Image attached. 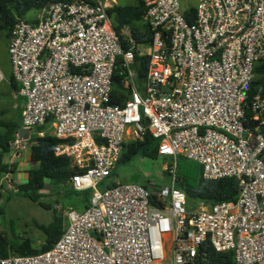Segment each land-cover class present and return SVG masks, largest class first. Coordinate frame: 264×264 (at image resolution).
Returning <instances> with one entry per match:
<instances>
[{
  "label": "built area",
  "instance_id": "2783aa9c",
  "mask_svg": "<svg viewBox=\"0 0 264 264\" xmlns=\"http://www.w3.org/2000/svg\"><path fill=\"white\" fill-rule=\"evenodd\" d=\"M141 1L150 40L139 86L141 46L128 25L115 31L102 0L51 2L36 23L13 25L7 50L24 107L8 150L0 146V185L10 186L35 128L60 141L54 154L76 169L71 187L91 194L82 211L55 204L67 226L50 249L0 264H199L205 242L235 264H264V0H199L193 12L179 0ZM118 58L127 98L113 104ZM146 132L159 156L199 163L203 179L235 178L236 199L188 208L175 171L156 190L105 184L123 145Z\"/></svg>",
  "mask_w": 264,
  "mask_h": 264
},
{
  "label": "trees",
  "instance_id": "16d2710c",
  "mask_svg": "<svg viewBox=\"0 0 264 264\" xmlns=\"http://www.w3.org/2000/svg\"><path fill=\"white\" fill-rule=\"evenodd\" d=\"M55 1L69 0H0V31H5V35L8 38L15 22L20 19L25 20L24 16L29 10L34 9L41 11L42 8ZM190 11L193 12V8H191ZM107 13L117 33H119L125 25H128L130 34L136 40V46L148 44L150 40L149 31L140 24L144 15V6L141 0H138L134 5H113L107 8ZM185 16L188 18V12L185 13ZM141 27H143V31L139 30ZM122 46L124 49L129 48L127 42L123 40V36ZM133 51L134 62L132 67L136 71L137 81L141 83L147 72L149 55L148 53L137 51L136 47H134ZM120 61L121 58H118L112 76L110 103L113 104H120L127 98V94L124 93L122 87L123 68L120 65ZM9 84L15 91L17 95L16 98H18L19 85L14 80L13 75H11L9 79ZM255 84H257V82L253 83L251 87L252 91ZM23 107L24 102L16 103L13 118L7 122L0 121V146L5 151L8 150V143L11 142L14 133L20 127ZM43 128L44 126H41L38 127L37 130ZM31 141L32 145L30 147L28 146L29 159L35 162L36 166L24 171L25 181L18 185L16 191L31 197V199H37L39 191L44 187L45 181L48 180L52 187L51 189L55 190L57 194L72 199V201L66 205L67 207H62L63 209L82 211L87 208L90 200V190L75 191L68 182L71 175L76 171L71 165V160L66 156H56L54 154L55 147L60 141L50 132L46 133L43 137H34ZM31 141L29 143H31ZM138 153L150 159L160 157L158 154V141L153 138L149 132H146L143 140L127 141L123 145L118 163L128 162ZM168 159V165L171 166L173 159ZM187 161L188 159L184 157L176 159L177 180L175 185L185 192L188 208H192L199 202L212 205L225 201H234L236 199L238 184L235 178L205 180L201 176L202 170H200L198 177L192 178V173H194L193 164ZM14 169H17V163L13 164L10 171L14 173ZM6 171H8V165L0 161V178ZM113 175L114 170L108 178ZM166 175L170 180V169L166 171ZM108 178L106 179L108 180ZM107 182L108 186H113L116 183V181L112 180ZM143 186L148 188L146 185ZM3 187L6 194L13 193L11 189L1 184L0 188ZM157 188L158 187H156V189ZM0 194L2 195L1 192ZM46 207L50 208L49 205H46ZM53 209L55 212L53 220L46 226H37L44 235V242L39 248L34 247L29 238L11 239L6 234H2L0 235V258L7 257L10 254L33 255L50 249L60 238L67 226L62 212L57 211L55 208ZM200 254H203L202 257H204L205 260H200L199 264H235L232 251L223 253L216 252L208 242L201 245Z\"/></svg>",
  "mask_w": 264,
  "mask_h": 264
},
{
  "label": "rangeland",
  "instance_id": "374dc122",
  "mask_svg": "<svg viewBox=\"0 0 264 264\" xmlns=\"http://www.w3.org/2000/svg\"><path fill=\"white\" fill-rule=\"evenodd\" d=\"M114 1V2H112ZM108 7L113 5H134L138 0H102ZM111 3V4H110ZM180 7L182 11L189 10L191 8L196 9L199 3V0H179ZM110 4V6H109ZM37 16V11L32 9L25 14V20L29 23H34L33 20ZM5 31H0V54L2 53L3 46V35ZM3 34V35H2ZM142 53H147L149 46L148 44L141 45ZM138 82V81H137ZM1 84V83H0ZM139 86V82L137 83ZM9 92L10 98V116L13 115V105L15 103H22L24 101L23 97L19 96L18 98L14 97L16 93L10 87L9 89L6 85H0V99H6ZM9 112V111H8ZM36 133V129L32 128L33 139ZM32 139V140H33ZM32 145L29 143V147ZM29 150V149H28ZM24 160L21 161L19 167H23L24 171L34 168L36 166L35 162H32L28 154L23 157ZM169 157H158L156 159H150L146 156H143L141 153L135 155L128 162H119L115 165L114 175L105 180L107 181H116V182H126V183H138L141 185H146L152 190H156V187L165 185L169 183V178L166 175V171L170 169L171 177L175 171V177L177 180L176 173V163L173 160L171 166L168 165ZM181 158V157H177ZM181 161V160H179ZM187 162H192L194 173H192V178L199 176L201 170V165L195 161L188 160ZM17 171V169H14ZM13 180L9 184L10 189L13 193L4 194L2 197V202L0 203V235L6 234L11 239L17 238H29L32 241V245L36 248H39L43 244L44 235L42 231L37 226H46L52 220L55 214L53 207L55 204H60L62 207L68 205L72 199L65 198L55 190H52L51 185L48 180L45 181L44 187L39 191L37 199H31V197L21 194L16 191L18 185L22 184L25 179L15 180L14 174ZM16 176V174H15ZM49 205L50 208L46 207ZM197 203L195 204V206ZM193 206L192 208H194ZM67 207V206H66ZM67 223V221H66Z\"/></svg>",
  "mask_w": 264,
  "mask_h": 264
},
{
  "label": "crops",
  "instance_id": "0c3cea01",
  "mask_svg": "<svg viewBox=\"0 0 264 264\" xmlns=\"http://www.w3.org/2000/svg\"><path fill=\"white\" fill-rule=\"evenodd\" d=\"M90 1H94V0H90ZM114 2V1H112ZM111 4V3H110ZM109 4V6H110ZM118 5V4H117ZM111 7V6H110ZM37 11V10H36ZM41 11H37V16L34 18L33 22L36 23L38 21V17L40 15ZM25 18V16H24ZM141 24V23H140ZM141 26H143L141 24ZM139 30L143 31V27H141ZM3 35V34H2ZM123 36V40H124ZM3 46H2V53L0 54V70L2 71L5 80L1 82V84L6 85V87L9 89L10 91V84H9V79L11 77V66H10V60H9V56H8V50H7V44H8V38L6 36L3 35ZM0 84V85H1ZM15 92V91H14ZM9 92L7 95V98L4 99H0V121H10V119L13 118V115L10 116V98H9ZM17 95H14V97H16ZM24 102V101H23ZM16 106V103L13 105V114H14V108ZM23 110V109H22ZM9 111V112H8ZM21 119V118H20ZM26 154H28L29 157V150L25 151L22 155V158L19 159L16 163H17V171H15L14 174V178L15 180H21L22 178H25V173H24V168L21 166L19 167V165L21 164V161L24 160V156H26ZM16 174V176H15ZM10 189V187H8Z\"/></svg>",
  "mask_w": 264,
  "mask_h": 264
},
{
  "label": "water",
  "instance_id": "95a60500",
  "mask_svg": "<svg viewBox=\"0 0 264 264\" xmlns=\"http://www.w3.org/2000/svg\"><path fill=\"white\" fill-rule=\"evenodd\" d=\"M144 123H145L146 126H148V124H149L147 119L144 120Z\"/></svg>",
  "mask_w": 264,
  "mask_h": 264
}]
</instances>
